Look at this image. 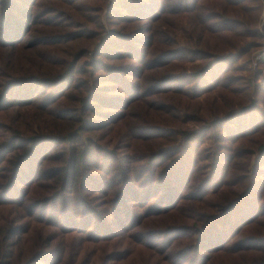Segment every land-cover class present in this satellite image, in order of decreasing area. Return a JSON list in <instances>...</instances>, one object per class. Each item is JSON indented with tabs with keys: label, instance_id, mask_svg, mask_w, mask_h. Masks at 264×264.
<instances>
[{
	"label": "trees",
	"instance_id": "16d2710c",
	"mask_svg": "<svg viewBox=\"0 0 264 264\" xmlns=\"http://www.w3.org/2000/svg\"><path fill=\"white\" fill-rule=\"evenodd\" d=\"M263 40L264 0H0V264H264Z\"/></svg>",
	"mask_w": 264,
	"mask_h": 264
},
{
	"label": "rangeland",
	"instance_id": "374dc122",
	"mask_svg": "<svg viewBox=\"0 0 264 264\" xmlns=\"http://www.w3.org/2000/svg\"><path fill=\"white\" fill-rule=\"evenodd\" d=\"M263 57L264 46L263 48L260 47L255 49L247 59H241L239 61V64L242 65L241 74L247 78L249 76V68L252 70L262 68L260 66V61ZM203 98L204 96L200 97V101L205 104ZM124 130H126L125 127ZM116 230L121 232V229ZM76 243L78 247H81L76 260L78 261L81 258V260L88 261L87 264H99L101 261H105L103 264H143L148 263L149 261L147 260V253L145 252L144 244L137 240L136 237H129L126 233L121 237L116 236L114 239L106 242H88L84 238H78ZM137 244H140L142 249L134 251L133 248ZM116 248H123V250H117V253L125 254L124 261L117 262L112 258H108L107 255H110L113 252L111 249L115 250ZM71 250L72 248H69V251Z\"/></svg>",
	"mask_w": 264,
	"mask_h": 264
}]
</instances>
